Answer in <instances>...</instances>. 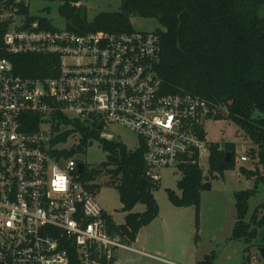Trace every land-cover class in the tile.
<instances>
[{
	"label": "built area",
	"instance_id": "obj_1",
	"mask_svg": "<svg viewBox=\"0 0 264 264\" xmlns=\"http://www.w3.org/2000/svg\"><path fill=\"white\" fill-rule=\"evenodd\" d=\"M38 2L47 13L57 6L63 29L32 14ZM64 7L81 0H0V264H70L73 249L77 264H113L119 250L157 259L109 233L95 183L54 141L73 121L122 127L142 143L144 176L158 183L160 169L209 153L203 123L215 112L199 97L162 93L156 32L79 34L66 29ZM21 56L45 58L46 75L16 72Z\"/></svg>",
	"mask_w": 264,
	"mask_h": 264
},
{
	"label": "trees",
	"instance_id": "obj_2",
	"mask_svg": "<svg viewBox=\"0 0 264 264\" xmlns=\"http://www.w3.org/2000/svg\"><path fill=\"white\" fill-rule=\"evenodd\" d=\"M119 1L118 11L100 12L92 22H88L87 14L81 8H61L66 29L79 34L131 32V17L156 21L159 29L154 32L161 40L157 70L162 93L189 94L205 100L215 112L214 118L221 119L224 113L253 144L245 155L257 159L262 172L259 175L240 169L245 177L254 178V187L234 193L236 221L231 231L232 240L251 243L257 235L255 227L264 225V217L254 223V227L253 221H245L248 201L255 195L257 185L264 183V0ZM44 64L43 57L21 56L17 58L15 68L23 76L43 77L46 75ZM101 131L95 124L73 121L71 130L60 134L54 143H65L70 135L78 136L75 146L60 152L66 158L82 154L92 142H97L106 152V162L97 169L84 167L81 180L91 183L103 175L108 176L107 185L116 189L125 213L124 223L119 226L106 217L108 231L133 243L139 231L158 217L159 208L153 197L158 184L144 176L142 143L129 151L120 143L101 138ZM201 137L204 138V133ZM220 146L222 150H218ZM234 149L232 144L209 145L210 177L214 174L222 176L234 168ZM227 153L229 163L225 158ZM179 171L181 178L177 181V189L181 195L166 190L168 200L175 207L194 206L198 210L202 185L207 182L198 157L193 156L191 161L179 167ZM88 188L98 191L99 184H91ZM137 205L144 206L143 212H132ZM260 209H264V203L254 212ZM197 218L198 215L196 221ZM70 264H77L74 249Z\"/></svg>",
	"mask_w": 264,
	"mask_h": 264
},
{
	"label": "rangeland",
	"instance_id": "obj_3",
	"mask_svg": "<svg viewBox=\"0 0 264 264\" xmlns=\"http://www.w3.org/2000/svg\"><path fill=\"white\" fill-rule=\"evenodd\" d=\"M82 10L87 14L88 22H92L100 12H116L120 8L119 0H81ZM46 3L38 2L33 5L32 14L52 19L53 27L63 29L65 23L58 17L57 6L51 7L49 13L43 9ZM130 26L135 32H152L159 29L152 19L131 17ZM47 129V125H43ZM206 143L232 144L234 149V168L225 171L222 176L208 175V156L204 154L199 167L205 176L208 189L200 192L198 210L194 206L175 207L167 197L166 190L175 192L177 181L181 178L179 169H160L158 188L153 191V197L158 205V217L148 226L139 231V243L134 247L157 259L143 257L139 254L119 250L115 252L113 264H262L258 250L264 247V225L255 227L256 238L246 244L243 240H232L231 231L236 221L234 193L254 187V178H247L240 173V169L255 171L261 174L262 167L255 158L241 162L247 150L253 146L250 139L234 123L227 120L224 113L221 119L214 117L203 123ZM101 135L109 141L120 143L129 151L138 148L139 139L128 130L110 125L101 131ZM78 136L70 135L63 148L71 149L76 145ZM106 152L97 142H92L82 154L74 155V159L83 164L86 169L100 168L106 162ZM238 174V175H237ZM108 176L96 178L94 183L99 184L96 201L105 214L111 217L115 225L124 223L125 213L119 202L118 193L112 186L107 185ZM264 203V183H259L256 193L248 201V212L245 221L254 223L264 217V209L254 212ZM144 206L137 205L132 212L141 213ZM196 215H198L196 221ZM254 217L253 219H251ZM251 219V220H250ZM197 222V228H196ZM251 227V228H252ZM144 244V246H143ZM248 249V252H246Z\"/></svg>",
	"mask_w": 264,
	"mask_h": 264
},
{
	"label": "water",
	"instance_id": "obj_4",
	"mask_svg": "<svg viewBox=\"0 0 264 264\" xmlns=\"http://www.w3.org/2000/svg\"><path fill=\"white\" fill-rule=\"evenodd\" d=\"M46 121H49V119L44 120V122H46ZM225 158H226V162L229 163V161H230L229 153H227L225 155ZM77 170H78V173L81 174L84 170V165L81 163H78L77 164ZM208 188H209V185L207 183H204L202 185V189H208ZM258 253H259L260 260L264 263V247L259 248Z\"/></svg>",
	"mask_w": 264,
	"mask_h": 264
},
{
	"label": "crops",
	"instance_id": "obj_5",
	"mask_svg": "<svg viewBox=\"0 0 264 264\" xmlns=\"http://www.w3.org/2000/svg\"><path fill=\"white\" fill-rule=\"evenodd\" d=\"M238 175V174H237ZM138 235L139 234H137V236H136V239H135V241L133 242V247H134V244H138L140 241H139V239H138ZM143 246H144V244H143ZM135 248V247H134ZM136 249V248H135ZM137 251H139V252H143V251H140V250H138V249H136ZM144 253V252H143ZM144 257V256H143ZM166 263V262H165ZM164 263V264H165ZM167 264H171V263H168L167 262ZM245 264V263H244Z\"/></svg>",
	"mask_w": 264,
	"mask_h": 264
},
{
	"label": "clouds",
	"instance_id": "obj_6",
	"mask_svg": "<svg viewBox=\"0 0 264 264\" xmlns=\"http://www.w3.org/2000/svg\"><path fill=\"white\" fill-rule=\"evenodd\" d=\"M59 185L62 187L64 185V181L63 180L59 181Z\"/></svg>",
	"mask_w": 264,
	"mask_h": 264
}]
</instances>
